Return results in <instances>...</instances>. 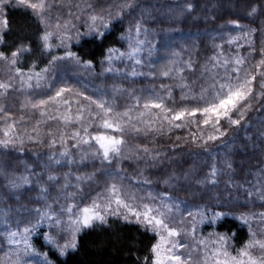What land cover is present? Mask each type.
Instances as JSON below:
<instances>
[{
	"label": "trees",
	"instance_id": "16d2710c",
	"mask_svg": "<svg viewBox=\"0 0 264 264\" xmlns=\"http://www.w3.org/2000/svg\"><path fill=\"white\" fill-rule=\"evenodd\" d=\"M107 1L108 11L100 15L107 21L106 28L96 33L89 31V34L82 30V35L70 41L67 49L27 8L11 4L3 7L2 18L7 21V27L3 25L0 32V52L11 58V53L18 48L26 46L28 49L16 58V71L41 72L69 50L83 74L77 83L72 75L68 88L80 91L84 97L95 94L100 97L108 90L114 102V113L104 116L93 110L78 119L73 116L69 123L59 119L58 124L53 117L40 124L34 115L30 128L22 132L18 123H10L9 114L15 110V101L3 102L4 109L0 112V214L30 211L35 214L37 211L35 222L44 212L46 200L55 207V202H60L55 199L59 198V190L56 179L51 178L54 174L51 161L64 154H84L93 160L81 164L76 171L80 176H98L100 172L106 176L107 171L115 170L128 180H141L139 183L154 196H167L183 210L221 213L222 218L215 223L210 221L201 226V234L216 239L228 237L223 246L231 255H237L249 241H262L264 87L261 85L264 84V64L260 62L264 58L259 48L263 39L260 35L250 36V31H261L264 0ZM172 10L182 13L174 17L170 14ZM137 30H141V34L146 32L148 43L154 46L166 47L165 51L180 50L188 66L170 76L147 72L129 76V71L123 75L122 66L107 70L104 60L108 52L127 50ZM234 30L242 32V38L243 31L248 32L246 43H240L235 34L238 31ZM46 33L50 34L47 48L42 40ZM230 35H234L236 43L229 42ZM230 56L242 61L247 79L254 76L251 86L256 93L248 95L231 112V118L238 123L221 119L215 125L205 124L206 116L200 111L195 115L188 113L203 109L213 101L220 91L218 82L227 73L223 61L228 63ZM147 90L159 95L165 111L152 107L148 117L143 118L136 106L140 98L133 97L146 94ZM49 91L47 89L45 94ZM240 106L243 109H238ZM126 110L132 111L131 115ZM181 112H184L181 119H172ZM21 114L27 118L32 113ZM105 120L113 126L119 125L120 130L103 127ZM97 135L122 141L120 152L111 154L112 161L97 151L93 144L96 141L92 139ZM84 141L89 147L93 144L94 153H84L88 151ZM114 160H118V170L113 165ZM97 162L101 165H96ZM63 170V173L68 171V167ZM111 208L116 209L117 205L112 204ZM119 211L126 213L124 208ZM129 221H135V217L126 221L122 216L109 215L106 224L94 222L90 228L82 227L75 248L64 255L44 242V228H37L31 241L38 252L45 254L49 264H151L150 249L155 243V234ZM255 250L258 246L250 248L249 252L255 254Z\"/></svg>",
	"mask_w": 264,
	"mask_h": 264
},
{
	"label": "rangeland",
	"instance_id": "374dc122",
	"mask_svg": "<svg viewBox=\"0 0 264 264\" xmlns=\"http://www.w3.org/2000/svg\"><path fill=\"white\" fill-rule=\"evenodd\" d=\"M44 2L45 9L39 15H36L32 9H27L41 21L46 30L62 40L66 49L70 41L77 39L80 34L82 35L84 32L82 30L85 29L87 33L89 31L96 33L101 32L99 31L101 28H106L107 21L102 19L104 17H100V15L108 11L110 4L107 0H44ZM8 4L26 8L18 5L17 0H9L7 4L0 5V7L3 9ZM2 12L3 10L0 11V32L3 30ZM181 13L177 10L170 12L171 16L174 17L179 16ZM260 30L259 32L252 29L250 36L260 35V38L263 39L259 53L264 58V55H262L264 53V20L260 22ZM234 31H238L235 34L239 36L240 43L247 40L248 32L246 30L243 31V34L245 33L243 38L240 36L242 32H239V30ZM141 33V30H137L136 35L131 37V45L127 50L108 52L104 60L107 70H117L122 66L121 73L123 75L129 71V76L142 75L145 72L149 75L157 73L160 76H170L180 73L182 68L188 66V61L180 53V50L172 48L165 51L166 47L160 48L158 44L154 46L153 43H148L146 32ZM228 38L230 39L229 42L236 43L233 39L234 35H230ZM164 43L169 46L168 40H165ZM69 53V50L66 51L63 56L64 59L57 60L41 72H19L20 75L17 74L18 71L11 63V58L0 60V85H7L6 88H0V112L4 109L3 102L14 100L16 111L12 110L9 114L10 123L11 125L18 123L19 131L25 132L30 128L29 124L34 122V115L37 120L39 119L40 124H43L48 118L51 119V117H53L55 124H58L59 119L69 123L73 116L78 119L83 114L87 115L93 110L104 116H106L105 112H107V115L114 113V102L111 98V92L108 90H105L100 97H97L96 94L93 97H84L80 91L68 88L70 87L68 83L72 79V75L76 77L77 83V80L83 74V69L72 55L69 56ZM237 61L241 60L233 56L229 57L228 63L223 61V64L227 67V73L221 78V82L219 80V88L221 84L235 86L247 79L245 67L242 66L244 64ZM229 68H232V71L235 69L234 73L231 74ZM253 79H251V83L254 85ZM254 88L251 86L250 95L256 93ZM47 89L50 91L45 94ZM61 89H64V91L60 92ZM149 91L147 90L146 94L143 92L141 95L133 97L140 98L137 100L139 105L136 106H138V110H141L143 118L148 117L153 104H161L159 95L153 92L149 93ZM58 92H60L59 96H57ZM41 101H45V103L41 104ZM98 104L103 107H98ZM145 105H148V107ZM154 108L160 112L165 111L162 104L160 108ZM238 109L241 110L243 107L240 106ZM23 112L32 114L25 118L21 114ZM125 112L130 114L132 111L126 110ZM110 117L113 119V116ZM120 119L119 117L118 120ZM47 125L49 126L48 123ZM93 144L97 147V151L103 153L97 142ZM93 144L89 147V143H87L85 148H88V151L84 153H94ZM91 160H93V157L90 159L84 154L71 156L64 154L51 161L54 172L51 178L56 179L55 185L59 190V198L55 199H60V202L55 200V207L51 206L53 205L52 202L48 204L46 200L44 212L39 215L35 222L33 220L37 211H35V214L31 211L27 214H0V264H49L45 254L38 252L32 245L31 237L39 227L45 229L44 242L53 246L60 254L61 250H63L62 255L68 250H72L73 247H65V245H70L73 242V230L76 225L72 221L77 219L80 209L92 205L93 201L100 204L101 211H103V206L110 199H115L109 191L113 185L119 190L120 198L131 204L133 208L143 210V205H148L165 214L169 227L175 229L178 233L176 237L171 239L179 241L183 245L179 254L188 259V264H205V261L211 257L212 252L220 247L218 243H215L219 238L216 239L201 234V226L210 221L215 223V221L222 218L221 213L204 214L202 211L192 209L183 210L167 196H154L151 190L139 183L141 180H128L121 172L118 173L115 170L107 171L106 176L103 172H100L98 176L93 174L87 177L80 176L76 172L77 169L82 166L83 162L90 163ZM112 160L110 153L108 161ZM97 164L98 166L101 165L100 162H97ZM113 165L118 170V160H114ZM65 166L68 167V171L63 173V167ZM61 173L62 175L58 176ZM112 204L115 205V203ZM69 208L72 209L71 212L68 211ZM81 229L75 232V241ZM12 233H15V235H12ZM165 235L167 234L165 233ZM46 237L50 238L52 243H49ZM158 239L159 237L156 236L155 243ZM262 239L264 241V236ZM201 241L204 243L201 244ZM252 255L255 257L264 255V250L258 247V250H255V254ZM209 264H215V259L209 260Z\"/></svg>",
	"mask_w": 264,
	"mask_h": 264
},
{
	"label": "snow or ice",
	"instance_id": "6c2138e0",
	"mask_svg": "<svg viewBox=\"0 0 264 264\" xmlns=\"http://www.w3.org/2000/svg\"><path fill=\"white\" fill-rule=\"evenodd\" d=\"M9 0H0V5L7 4ZM18 5H22L26 8H30L34 11L36 15H39L45 9L44 0H17ZM2 7H0V11H2ZM255 9H253V12ZM3 25L7 27V21H3ZM50 34H45L42 37V40L45 42V48L48 47L47 41ZM0 42H2V37H0ZM26 46H22L18 48L16 51L11 53V63H16V58L18 55L27 51ZM72 54L69 53V56ZM264 55V53H262ZM65 57H59L58 59H64ZM74 58V57H73ZM8 59L4 56L2 52H0V60ZM238 63H242V61H237ZM260 64H264V60L260 62ZM259 67V65H258ZM235 71V69H234ZM20 75L21 73H17ZM39 75V74H37ZM254 78V77H253ZM239 79V77H237ZM251 79H245L242 83L238 85H230V84H221L220 91L214 97L213 101L210 102L203 109H193L189 115H195L196 111H200L202 115H205L206 118L204 120L205 124L213 123V125L218 124L221 119H227L229 123L236 124L238 121L231 118V112L236 110L238 104H240L243 100L247 98L248 95L251 94ZM7 85H0V88H6ZM264 87V84L261 85ZM227 89V91H225ZM64 89H61L60 92H63ZM60 92L57 93V96L60 95ZM41 104L45 103V101H41ZM95 103V101H93ZM35 106V105H34ZM98 107H103L98 104ZM148 107V105H145ZM152 107L160 108L161 104H153ZM222 110V111H221ZM107 115V112H105ZM184 115V112L178 113L172 117V119H181ZM212 116L215 117V120H212ZM103 127L105 128H113L114 131L120 130L119 125L113 126L108 120L103 122ZM219 131V129H217ZM7 135V133H5ZM215 138V137H210ZM98 144L100 149L103 151V155L105 159H109V155L118 154L120 152V145L122 141L118 138H114L111 136L105 135H97L92 137ZM87 143V141H84ZM111 195L115 197L114 200L110 199L106 205L103 206V211H101V205L96 201H93L92 205L88 207H84L79 210L77 215V219L73 220L72 223L76 225L73 230V242L70 245H65V247H73L75 248V232L80 231L81 227L90 228L93 226L94 222H98L100 224L107 223V217L109 215L122 216V218L126 221L129 220V217L134 216L135 222L145 226L146 230L150 228V230L159 237L158 241L152 245L150 251L152 253L151 264H188V259L179 254L180 248L183 247L179 241L171 239L178 235L175 229L169 227L165 214L162 212H158L157 210L149 207L148 205H143V210H137L132 207L131 204L123 201L119 196V190L115 185L109 189ZM115 203L117 205L116 209H112L111 205ZM120 208L126 209V213H121L119 211ZM69 212L72 211L71 208L68 209ZM27 231V230H26ZM165 233L167 235H165ZM15 235V233H12ZM49 243H52L50 238H47ZM228 239V237L221 236L218 241L220 247H218L215 251L212 252L209 260L215 259V264H264V255L259 257L253 256L249 249L258 246L260 249L264 250V241H249L246 243L238 252L237 255H231L226 248L223 247L224 242ZM204 242L201 241V244ZM61 254H63V250H61ZM223 257V259H221ZM147 260V258H145ZM209 260L205 261V264H209Z\"/></svg>",
	"mask_w": 264,
	"mask_h": 264
}]
</instances>
